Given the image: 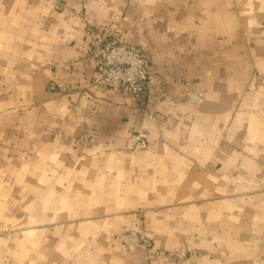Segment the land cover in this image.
Returning <instances> with one entry per match:
<instances>
[{"label": "crops", "instance_id": "crops-1", "mask_svg": "<svg viewBox=\"0 0 264 264\" xmlns=\"http://www.w3.org/2000/svg\"><path fill=\"white\" fill-rule=\"evenodd\" d=\"M116 27L139 100L92 83ZM1 227L0 264H264V0H0Z\"/></svg>", "mask_w": 264, "mask_h": 264}, {"label": "built area", "instance_id": "built-area-1", "mask_svg": "<svg viewBox=\"0 0 264 264\" xmlns=\"http://www.w3.org/2000/svg\"><path fill=\"white\" fill-rule=\"evenodd\" d=\"M119 17L115 22L119 21ZM95 45L92 55L96 60V72L92 83L96 86L110 88L119 92L132 94L137 100L141 99L153 69V56L139 46L122 39L116 27L110 36L105 35L101 29H93ZM137 145L144 149L147 140L136 136ZM123 241L131 246L140 243L137 230L126 232ZM186 250L180 255L185 256Z\"/></svg>", "mask_w": 264, "mask_h": 264}, {"label": "rangeland", "instance_id": "rangeland-1", "mask_svg": "<svg viewBox=\"0 0 264 264\" xmlns=\"http://www.w3.org/2000/svg\"><path fill=\"white\" fill-rule=\"evenodd\" d=\"M9 228H6V227H1L0 228V234H2V233H4L5 231H7ZM139 236H140V234H139ZM123 243H124V245L126 246V247H128V248H130V247H133V246H138L140 243H141V241H140V243L138 244V245H136V244H133V245H131V246H129V245H127L124 241H123ZM186 250L185 252V256H189V255H194V254H196L197 253V250L195 249V248H191V247H188L186 244H182V246L180 247V251L181 250Z\"/></svg>", "mask_w": 264, "mask_h": 264}]
</instances>
